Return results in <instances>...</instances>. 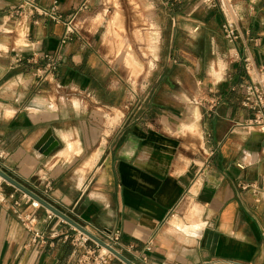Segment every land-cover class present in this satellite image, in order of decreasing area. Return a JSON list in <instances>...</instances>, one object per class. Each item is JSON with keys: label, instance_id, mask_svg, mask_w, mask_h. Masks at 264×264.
Masks as SVG:
<instances>
[{"label": "crops", "instance_id": "obj_1", "mask_svg": "<svg viewBox=\"0 0 264 264\" xmlns=\"http://www.w3.org/2000/svg\"><path fill=\"white\" fill-rule=\"evenodd\" d=\"M18 1L0 0V152L6 154L0 168L24 179L46 172L49 200L74 206L96 226L119 229L125 244L148 256L143 263L125 253L136 264H263L264 132L246 125L252 113L240 104L239 84L246 79L242 59L264 67V0H217L216 7L201 0V18L174 16L204 41L201 55L178 50L173 27L167 46L180 60L168 57L164 71L152 62L154 80L169 89L191 79L198 94H164L152 119L131 116L129 83L106 55L100 25H90L102 19L91 16L98 0H58L64 20L88 6L77 18L79 32L63 46L64 24L15 16ZM52 1L36 0L41 7ZM226 20L238 33L231 43L221 29ZM45 53L57 55L58 68L43 78L36 69ZM204 55L211 58L205 62ZM32 56L38 64L26 63ZM48 129L58 144L43 154L35 147ZM243 183L259 195L241 190ZM12 191L0 189V264H76L75 249L58 236L31 242L12 212ZM35 227L47 235L67 230L47 221L44 209L35 212ZM148 242L151 251L144 250Z\"/></svg>", "mask_w": 264, "mask_h": 264}, {"label": "built area", "instance_id": "obj_2", "mask_svg": "<svg viewBox=\"0 0 264 264\" xmlns=\"http://www.w3.org/2000/svg\"><path fill=\"white\" fill-rule=\"evenodd\" d=\"M206 2L210 7H216L218 5L217 0H206ZM86 9H88V6L82 4L78 7L75 13L64 20L60 13L58 0H53L47 7L39 6L36 0H19L16 7L13 9V15L18 16L26 12L31 17L38 15L56 23L62 22L65 29L60 38V45L63 46L71 41L79 32L77 18L80 13H83ZM221 29L227 42L231 43L237 39V29L231 21H224L221 25ZM194 30L196 31L197 28ZM233 57L237 60H241L237 52L233 53ZM42 58L45 60V64L42 67H38L36 72L39 73L40 76L42 75L43 78L46 77L47 74L55 75L58 68L57 55L54 53H45ZM21 61L22 56H16V63H20ZM242 61L246 73V79L239 84L242 89L240 104L242 108L252 113V117L248 119L246 125L257 127L260 131L264 132V67L256 65L249 57H245ZM38 62L39 60L37 56H32L26 59L27 64L34 65L38 64ZM217 103V101H213L211 104V110H209L210 112L213 113L215 111L214 107ZM5 156L6 154L3 151L0 152L1 158ZM238 167L243 169L244 165L238 164ZM0 169L29 191H22L3 178L0 174V189L3 185L13 187V191L8 194V198L12 201V212L16 215L20 223L30 232V240L32 243L38 241L40 243H46L48 238L58 236L64 243H69L75 249L76 264H111L113 260H116L121 264H127L119 258L118 255L113 253L112 250L124 257H126L125 253L131 254L133 259L147 263V255L137 252L133 245L125 244L122 241V233L119 229L96 226L92 222L82 219L74 206L60 207L51 202L49 200V191L52 186V181L46 172L41 173L38 171L35 177L24 179L15 175L14 171H4L2 168ZM239 187L241 190L252 189L255 195H259L260 193L259 189L254 186V184L243 183L240 184ZM42 201L57 209L62 215L71 219L75 224H71L64 217L44 206ZM25 206L28 207V210L24 209ZM39 209H44L47 221H56L60 224L66 225L67 230L60 233H53L54 235H47L45 232L36 229L35 212ZM262 237L264 246V233H262ZM151 248V243L148 242L145 245L144 250L151 251ZM133 259L128 260L131 261L132 264H136Z\"/></svg>", "mask_w": 264, "mask_h": 264}, {"label": "rangeland", "instance_id": "obj_3", "mask_svg": "<svg viewBox=\"0 0 264 264\" xmlns=\"http://www.w3.org/2000/svg\"><path fill=\"white\" fill-rule=\"evenodd\" d=\"M98 1V9L91 16L96 19L98 14H102V19L101 21L95 20L94 25L90 22V25H100L103 48L107 49L106 55L108 54V58L112 60L119 76L129 83L131 100L128 109L131 116L152 119L154 108H156L155 103L160 97H165L164 94L172 93L181 96L182 99L185 98L183 96L185 93L198 94L195 84L194 86L191 84V79L184 81L178 87H170V90L167 86L158 85L154 80L156 76L151 63L162 66V71H164L165 67H168L165 63L179 62L178 54L172 56L167 46L173 27L177 31L175 35L178 39V50H192L195 55H201L204 41L196 35L197 33L189 35L187 29L190 22L184 18L175 22L174 18L176 15L184 17L190 15L194 19L201 18L205 9L203 4H200L201 0H191L188 5L179 2L178 6L175 5V0ZM113 19L117 21L115 26H112ZM204 56L205 62L211 58V55ZM168 57H171L170 62ZM216 71L220 70L216 69ZM223 72L220 71V77H227L222 75ZM216 79L218 78L213 81ZM198 99V102H203L200 98ZM174 101L178 104L183 103L176 98Z\"/></svg>", "mask_w": 264, "mask_h": 264}, {"label": "water", "instance_id": "obj_4", "mask_svg": "<svg viewBox=\"0 0 264 264\" xmlns=\"http://www.w3.org/2000/svg\"><path fill=\"white\" fill-rule=\"evenodd\" d=\"M57 141L56 139L53 137L52 135V131L51 129H48L46 131V133L42 136V138L38 141L35 149H37L39 152L43 153V154H48L53 148H55L57 146ZM0 174L3 178H5L6 180H8L10 183H12L14 186H16L17 188L21 189L24 192H29L23 185H21L19 182H17L16 180H14L13 178H11L10 176H8L5 172H3L0 169ZM43 205L50 208L51 210H53L56 214L64 217L66 220H68L71 224H75L71 219H69L68 217L62 215L57 209H55L54 207H52L51 205H49L48 203L42 201ZM113 253H115L116 255L119 256V258H121L123 261H125L127 264H132L131 261H129L126 257H124L123 255L117 253L116 251L112 250Z\"/></svg>", "mask_w": 264, "mask_h": 264}]
</instances>
